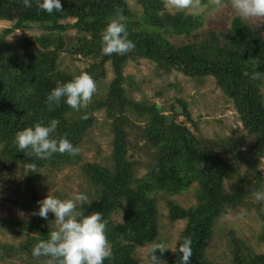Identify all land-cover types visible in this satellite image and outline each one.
Listing matches in <instances>:
<instances>
[{
  "label": "trees",
  "instance_id": "1",
  "mask_svg": "<svg viewBox=\"0 0 264 264\" xmlns=\"http://www.w3.org/2000/svg\"><path fill=\"white\" fill-rule=\"evenodd\" d=\"M37 2L28 0L30 6L26 7L25 0H0V21L12 23L4 30L5 36L26 31L32 25L47 32L23 41L20 51L12 50L0 35V172L19 171L20 181L27 183L26 193L35 202L34 211L38 210L35 187L41 172L77 166L83 157L80 151L74 157L66 153H55L48 159L29 156L13 143L16 132L54 119L58 124L53 137L66 138L79 147L94 124L93 113L104 110L106 120L111 121L113 166L93 162L82 165L94 187V195L90 194L87 203L77 206L82 215L99 212L106 222L111 255L104 264H141L136 256L137 248L160 239L159 198L184 194L194 184L197 185L194 206L185 208L174 200L167 202L171 223L187 221L175 251L170 255L168 250L163 254L157 250L155 255L164 264H178L182 254L176 249L185 237H190L189 264H213L207 253L217 220L230 208L244 205L246 197L254 196L255 191H264V180L254 185L249 180L248 168L241 174L240 140L227 137L203 141L198 123L188 118L184 100L177 99L179 107L170 106V116H167L157 103L130 97L125 88L124 68L129 61L145 59L165 74L176 71L197 81L213 77L234 104L247 135L256 139L249 150L254 160L253 157L247 162L244 160L247 165H255L264 157V37L261 32L236 18V24L226 33L218 35L211 31L203 39L176 46L167 37L171 33L181 35L191 31L201 24V18L180 11L171 13L163 0H137L142 7L140 15L130 9L126 0H61V11L52 14L38 11ZM113 19L124 23L128 39L135 47L124 54L106 56L101 52V35ZM70 29H77L82 35L67 39L63 35ZM259 30L264 32V27ZM35 46L39 49L32 48ZM63 53L87 61L88 66L75 73L62 70L59 61ZM108 62L114 78L106 88L102 87L103 94L94 92L86 107L73 110L63 98L59 105L48 104L47 96L57 81L68 82L82 72L92 77L97 88L106 78ZM131 114L142 118L144 125L134 122ZM181 116L185 118L183 121ZM135 131L136 141L141 139L146 148L154 149V153L147 155V163L129 159L130 136ZM218 151L229 156L221 157ZM139 164L147 168L141 178L135 169ZM229 179H235L242 187L227 190L225 183ZM16 198L11 197L9 203L30 209L24 200ZM255 208L263 222L264 240V201H259ZM120 212H123L122 222L114 223L113 216ZM53 219L49 213L47 220L33 215L31 221L19 222L26 237L20 246L28 247L31 253L37 242L46 240L48 232L55 230ZM232 235L233 264H264V253H255L245 241ZM4 252L11 256L13 247L5 246Z\"/></svg>",
  "mask_w": 264,
  "mask_h": 264
},
{
  "label": "rangeland",
  "instance_id": "2",
  "mask_svg": "<svg viewBox=\"0 0 264 264\" xmlns=\"http://www.w3.org/2000/svg\"><path fill=\"white\" fill-rule=\"evenodd\" d=\"M130 9L142 13V7L137 0H126ZM169 12L192 13L201 18V24L191 31L178 34H170L168 40L174 45H182L203 39L211 31L218 35L226 33L234 27L235 19L239 18L244 24L250 26L264 37V32L259 30L264 27V18L241 19L235 14L228 5L227 0L224 6L219 7L215 0H192L191 4L184 9L174 7L170 0H163ZM74 21L71 20L70 23ZM71 23V24H72ZM12 26L11 22L0 21V35L14 51L22 50V43L27 39L40 37L47 32L38 25H32L30 29L18 30L12 34L4 35V30ZM82 34L77 29H70L64 32L67 39L74 40ZM35 50L37 46L32 47ZM60 68L69 73H75L78 70L85 69L88 62L85 60L74 59L68 53H63L59 61ZM106 78L99 82L95 93L103 94V88H106L114 78L111 63L107 65ZM124 75L127 79L125 88L130 97L136 101L147 100L157 103L159 109H163L165 115L170 116V106L176 105L177 99L184 100L187 103L188 118L198 123V129L202 140H219L229 137L238 139L241 142L239 146V169L241 174L248 168L249 180L255 185L259 180H264V157L255 165L245 163L250 157L254 156L249 150L255 144L256 139L247 135L234 104L224 95L215 83L213 77H206L199 81L184 76L182 73L173 71L165 74L155 63L138 59L129 61L124 68ZM264 96V79L262 86ZM176 107H179L176 105ZM180 109V108H179ZM94 124L88 130L87 134L79 146L83 161L77 166L62 168L61 170L45 169L41 172V178L35 187V197L37 201L44 199L51 191V194L60 198H73L78 193L94 195V187L86 178L82 165L85 162H93L101 166L112 167V140L113 135L110 131V120H106L104 110L93 113ZM131 119L137 124L143 126L142 118L136 114H131ZM185 118L180 117L183 121ZM131 146L129 159L147 163V155L154 153L153 148H146L145 142L139 139L136 141V131L131 133ZM212 148V145L206 143ZM150 152V153H149ZM221 157L229 156L224 152H217ZM133 157V158H132ZM245 160V161H244ZM244 161V162H243ZM247 162V161H246ZM1 167V163H0ZM137 177L141 178L147 173V168L143 164L135 168ZM19 184V186H17ZM226 189L231 190L237 185L235 179H229L225 183ZM196 184L191 187L189 192L181 195L163 196L158 200L161 217L159 221L160 239L151 245L137 248L136 256L141 264H151L150 255L156 244H163L168 248L170 255L175 251L181 232L185 229L187 221L179 220L171 223L168 219L169 200H174L181 207L194 206L197 201L195 198ZM27 183L20 181V172L8 171L0 172V264H45L46 257H34L28 247H21L20 244L26 241L25 233L21 231L18 223H25L33 219L35 202L29 193H26ZM11 197L24 200L27 208L14 206L9 203ZM245 204L236 208H230L226 214L222 215L215 225V236L208 249V259L213 264H233V235L237 239L245 241L250 245L255 253H264V240L262 238L263 222L258 214L255 205L259 203L254 196L246 197ZM80 203L77 204V206ZM22 213V214H21ZM123 212L113 216L114 223H121ZM54 222V219H53ZM55 223V222H54ZM56 228V225H55ZM13 247V254L10 256L4 252L5 246Z\"/></svg>",
  "mask_w": 264,
  "mask_h": 264
},
{
  "label": "clouds",
  "instance_id": "3",
  "mask_svg": "<svg viewBox=\"0 0 264 264\" xmlns=\"http://www.w3.org/2000/svg\"><path fill=\"white\" fill-rule=\"evenodd\" d=\"M192 0H170L177 8L184 9ZM219 7L224 6V0H215ZM228 5L241 19L264 18V0H227ZM25 6L30 4L25 0ZM38 11L52 14L61 11V0H38ZM101 52L106 56L124 54L135 47L128 39V34L120 19L111 20L101 35ZM255 79V74L252 77ZM96 91V84L92 77L82 72L70 81L56 82V87L47 96L51 106L59 105L61 99L73 110L87 106ZM58 121L51 120L47 124L36 123L31 127L17 131L13 143L21 151L38 159H48L55 153L76 156L79 147L74 146L66 138H54ZM257 201H264V191L253 193ZM88 202L84 193H78L73 198L60 199L50 193L42 200L37 201L38 210L32 215H38L47 220L49 213L54 217L55 230L48 232L46 240H40L32 249L34 257H46L45 264H104V260L111 255L110 243L106 235V222L101 213L93 212L82 215L77 211V204ZM22 214V213H21ZM191 239L185 237L176 249L182 255L178 264H189L191 257ZM163 254L168 248L163 244H156L150 257L151 264H164L163 260L155 255L156 251Z\"/></svg>",
  "mask_w": 264,
  "mask_h": 264
},
{
  "label": "water",
  "instance_id": "4",
  "mask_svg": "<svg viewBox=\"0 0 264 264\" xmlns=\"http://www.w3.org/2000/svg\"><path fill=\"white\" fill-rule=\"evenodd\" d=\"M159 108V106H157Z\"/></svg>",
  "mask_w": 264,
  "mask_h": 264
}]
</instances>
